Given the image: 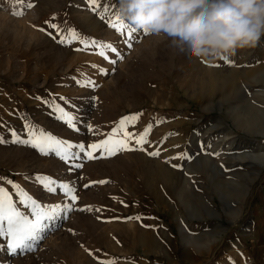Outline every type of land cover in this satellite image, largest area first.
Returning <instances> with one entry per match:
<instances>
[{
	"label": "rangeland",
	"instance_id": "374dc122",
	"mask_svg": "<svg viewBox=\"0 0 264 264\" xmlns=\"http://www.w3.org/2000/svg\"><path fill=\"white\" fill-rule=\"evenodd\" d=\"M31 3L33 7H25L17 0H0V134L10 140V130L14 129L26 138L28 122L87 148L106 139L123 117L142 114L127 125V131L137 136L149 125L152 127L148 142L142 146L144 150L130 139L129 146L136 150L107 156L99 149L93 152L94 157H99L95 159H87L81 152L74 163L83 167H74L54 153L43 155L29 146L0 144V177L19 183L44 204L72 206L71 211L61 214L35 251L17 250L13 254L0 249V264H100L110 259H115L116 264H264V168L239 203L236 223H231L229 213L234 198L215 187L219 181L228 187L237 180L247 183L248 173L252 175L257 167L252 155L264 153V134L237 127L225 113L226 103L204 114L198 98L199 85L182 70L168 38L164 43L157 42L158 53L148 54L154 35L139 30L129 40L127 30L122 35L109 26L108 21L119 13V0H99L96 12L88 0ZM21 9L22 16L14 14ZM102 13L104 19L100 18ZM83 14L95 23L94 31L85 29L77 19ZM124 22L129 24L125 19ZM4 25L11 27L10 31L19 29L22 36L9 35ZM69 29L77 30L82 37L111 42L124 58L109 52L117 61L112 64L95 48L77 51L83 47L80 41L61 43V36ZM146 41L150 43L147 47ZM258 48H264V38L257 47L244 48L242 55L231 56L234 58L229 60L234 63L225 62L221 68H256L260 64L254 57ZM251 55L254 59L249 62ZM86 79L98 86H82L80 82ZM247 85L243 84L246 87L233 96L232 105L250 98L253 87L260 86ZM57 106L77 118L75 129L58 118ZM218 119L223 124L217 125ZM157 150L158 156L149 155ZM202 159L214 168L211 175L195 168ZM156 160L181 175L173 191L159 184L161 198L152 191L154 177L147 174ZM37 174L69 183L78 199L71 200L59 187L55 193L47 192L35 181ZM99 181L107 182L92 183ZM0 184L17 199L6 180H0ZM182 189L196 206L180 201L176 190L179 193ZM203 208L211 212L204 213ZM223 229L221 239L209 249L184 239L188 234L201 238ZM252 237L254 242L249 240ZM0 243L6 244V238L0 237Z\"/></svg>",
	"mask_w": 264,
	"mask_h": 264
},
{
	"label": "snow or ice",
	"instance_id": "6c2138e0",
	"mask_svg": "<svg viewBox=\"0 0 264 264\" xmlns=\"http://www.w3.org/2000/svg\"><path fill=\"white\" fill-rule=\"evenodd\" d=\"M91 10L96 12L100 7L99 0H88ZM17 4L24 5L25 7H33L31 0H17ZM104 12H108L105 8ZM14 14L23 15V9L16 11ZM101 19H104V14H101ZM46 23H49L46 21ZM108 24L111 28L115 29L122 35L127 30V37L129 40L133 37V34L137 30L132 25L124 22V19L116 14L115 19H110ZM52 28H57L55 24H50ZM43 31V29H40ZM147 34V32H144ZM74 41H80L83 45L82 48L76 49L77 51L88 50L90 47L97 50V54L109 60L110 63L115 64L117 61L112 59L108 53H115L119 59L124 57L120 55L117 47H115L111 42L97 41L94 38L82 37L77 30L69 29L65 35L61 36V43L71 44ZM128 47L131 48L132 44L125 41ZM226 63H234L233 61L224 59ZM94 67H99L98 65H93ZM218 67L219 65H212ZM101 72L107 74L106 69H99ZM82 86H92L97 87L96 83L91 79H86L82 82ZM60 115L59 119L65 121L69 126L76 128L77 118L71 113L65 111L63 108L57 106L56 109ZM142 114H134L130 117H123L118 123V126L108 134V137L98 143H93L88 145L86 148L83 143L73 144L70 141H65L58 138L51 133H47L43 129H38L36 126L26 122L25 130L27 132V137H23L16 133L14 129H11L12 137L10 140H6L2 134H0V144L4 143H15L23 146H29L37 149L43 155H49L54 153L56 156L64 160L65 162H72L74 167H83V164H75V160L80 158V153H86L87 159H95L99 157H94L93 152L99 149H103L102 155L107 156L115 155L119 151H131L136 150V148L130 147L128 141L134 139L136 145L139 146L140 150L143 149V144L147 143V136L151 131V125H149L142 134L138 136L127 131V125L130 121H135ZM78 130V129H77ZM91 131V126H89ZM78 149L79 151H73V149ZM159 151L150 152L149 155L158 156ZM173 167H177L173 165ZM35 181L40 184L47 192L55 193L59 187L66 196H69L71 200L75 201L78 197L75 195V189L65 182H60L52 177L43 174H37L34 177ZM0 180H6L8 185H11L14 189L15 196L17 199L13 198V192H9L7 187L0 184V237L6 238V244L0 243V249L6 248L13 254L17 253V250L22 252L35 251L39 241L46 238V234L54 226L55 222L61 218V214L66 211H71V205H61V204H44L37 199H35L31 194H29L19 183L0 177ZM107 181H99L92 183H106ZM89 187V185H85ZM19 205V206H18ZM86 209L90 210V206H86ZM84 210V209H82ZM128 219H132L129 217ZM136 219H140L136 217ZM100 264H116L115 259L101 261Z\"/></svg>",
	"mask_w": 264,
	"mask_h": 264
},
{
	"label": "bare ground",
	"instance_id": "6f19581e",
	"mask_svg": "<svg viewBox=\"0 0 264 264\" xmlns=\"http://www.w3.org/2000/svg\"><path fill=\"white\" fill-rule=\"evenodd\" d=\"M0 16L2 17L1 14H0ZM4 17L7 18L6 15ZM77 19H79L80 21L83 22L82 24L84 25L85 29L90 30V31L93 30L92 28H93V25L95 23H93V20L89 16H87L86 14H83L82 16H77ZM0 23H1V21H0ZM11 23L9 22V25ZM18 23H21V22H18ZM2 24H3V22H2ZM4 24H5V22H4ZM6 24H7V21H6ZM15 24H17V23H15ZM5 25H4V27H5ZM10 28L9 27L6 28V31L9 32V35L14 34L17 37L22 36V33L19 29L17 30V28L15 29V27H14V29H12V31H10ZM23 32H26V31H23ZM5 34H8V33H5ZM95 34H96V32H95ZM25 35L29 36L27 34H25ZM30 37H31V34H30ZM38 37L40 39V36L37 35V40L39 41ZM165 38L166 37H164V36H154L151 45H150L149 41H146L145 42L146 47L148 45H150L148 48V54L153 53V55H154L155 53H158L157 48H159V47L157 45V42L163 41V43H164ZM38 41H36V44ZM33 42H34V40H33ZM166 42H167V40H166ZM42 43H45V42H42ZM167 45L169 46L168 43H167ZM48 49H49V47H48ZM172 49L174 51V55L179 60V63H180L179 65L181 66V68H183L182 70H184L185 73L191 75L196 80V82H197L196 84L199 85V87H198L199 88L198 98L201 101V107H202L203 111H205L204 114H207L206 111H208V110L211 111V109H216V107H218V109L219 108L221 109L226 103V105H227L226 110L227 111H225V113H227L228 116L232 118L234 124L237 125V127H240L243 130H248V131L250 130L252 132L253 131L261 132L264 134V57H262V55L264 54V48L256 49L257 52L255 51V53H254L255 56L253 55L255 58H257V60L260 61L259 62L260 64L258 63L259 65L256 68H247V69L246 68H244V69H231V68L230 69H222L221 66H223L225 63L224 59H215V60L209 61L207 58L200 59V58H194L191 56L187 57V55L185 57V55H184V54H186L185 52H181L178 49L173 48V47H172ZM243 51H244V49H238L236 54L242 55ZM59 52H61V50ZM171 53H173V52H171ZM63 55L59 56V54H58L57 56L62 57ZM57 56H55V57H57ZM253 56L251 55V57L248 58L249 62L254 59ZM59 57H57V58H59ZM154 58H152V59H154ZM230 58L233 59L234 57L230 56L228 59H230ZM52 60H53V57H52ZM173 61H174V59H173ZM176 61H175V63H178ZM156 62L157 61L155 60V63ZM170 63H172V61ZM212 65H219V66L215 67ZM153 67L154 66H152V68ZM239 75H241V76L239 77ZM241 78H243L244 80L241 81ZM143 82H145V81H143ZM246 83L248 84L247 86H252L253 83L259 84L260 86L259 87H256V86L253 87L255 89V91L251 94L250 98L246 97L244 100H242V102H239L238 104L232 105L230 102L232 101L233 96L234 95L237 96V94H239L240 90H242V87H246V86H243V84L246 85ZM142 86H144V85H142ZM145 88H148V87L146 86ZM145 88H143V89L147 90ZM117 91H118V89L116 90V92ZM112 92H114V91H112ZM115 94H117V93H115ZM219 118H220V120H222L221 117H219ZM220 120L218 119V123H216L217 125L223 124V122ZM214 126L215 125H213V127ZM227 134H230V132H227ZM252 158H255V160H256L255 162L257 163V167L254 170V172L252 173V175H250V173H248V175L250 177H249V179H247L248 180L247 183H245L243 180H237L233 186H232V184H229L230 186L228 187L225 182L219 181V182H217V184L215 186L217 189L224 191V193L227 195L228 194L232 195L231 197L234 198V200L230 204V212H229L230 215L232 216V218H230L231 223H236L238 221V219H239L238 215L240 212L239 209H240V204L242 202V198L248 192V189H249L251 183L258 176V173L264 168V153L252 155ZM195 168L196 169H202L203 171H205V173H209V175H211L212 172L214 171L213 170L214 168L211 165H209V163L206 162L204 159L198 161ZM147 174H150L154 177L155 183L153 184V190L152 191L159 198H161L160 196L162 195V191L159 187V184L160 183L163 184L165 186L166 190L173 191V190H175L176 185H177V181L179 180V177L181 176L180 171L169 167V165H166L159 160L155 161L153 168L148 169ZM146 183H147V181H146ZM228 188H231V189L229 191H227ZM176 193H177V196L179 197L180 201L184 205H190V206L195 205L194 201L190 197V195L185 193V189L180 190L179 193L176 190ZM166 206H167V204H166ZM203 210H204V213H207V214H209L211 212V209H209V208H203ZM212 213H214V212H212ZM224 231H225L224 229L222 231H213V232L208 233L207 236L201 237V238L188 234L185 236L184 239L187 243H192L196 247H207L209 249V248H211V246H213L216 242H218L221 239ZM86 260H87V258H86ZM87 262H86L87 264H92V261L91 262L87 261Z\"/></svg>",
	"mask_w": 264,
	"mask_h": 264
},
{
	"label": "clouds",
	"instance_id": "9594fccd",
	"mask_svg": "<svg viewBox=\"0 0 264 264\" xmlns=\"http://www.w3.org/2000/svg\"><path fill=\"white\" fill-rule=\"evenodd\" d=\"M118 11L137 30L209 61L255 48L264 38V0H119Z\"/></svg>",
	"mask_w": 264,
	"mask_h": 264
},
{
	"label": "crops",
	"instance_id": "0c3cea01",
	"mask_svg": "<svg viewBox=\"0 0 264 264\" xmlns=\"http://www.w3.org/2000/svg\"><path fill=\"white\" fill-rule=\"evenodd\" d=\"M249 240H250L251 242H254V241H255V237L249 238ZM261 251H263V253H262L263 255H262V256H263V258H264V250H261Z\"/></svg>",
	"mask_w": 264,
	"mask_h": 264
}]
</instances>
